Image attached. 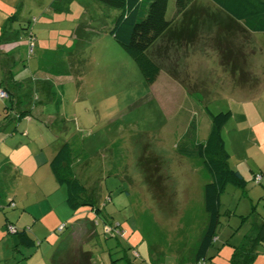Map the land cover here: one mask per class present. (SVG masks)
Wrapping results in <instances>:
<instances>
[{"label": "rangeland", "instance_id": "obj_1", "mask_svg": "<svg viewBox=\"0 0 264 264\" xmlns=\"http://www.w3.org/2000/svg\"><path fill=\"white\" fill-rule=\"evenodd\" d=\"M19 1L24 2L25 17L29 18L31 32L37 22L43 28L36 34L40 38L38 37L36 41L34 38L32 44L19 52L21 55L24 53L22 58L27 62L30 61L33 66L22 69L19 64L16 67L17 72L19 74L28 72L26 78L34 79L38 76L35 69L38 60L40 71L48 76L61 75L57 78V83L52 85L50 98L40 95L38 99V96L32 92L29 103L28 96L21 97L22 106L33 108L32 106L37 104L38 109H43L45 114L47 110L54 115L68 113V123L71 124L68 125L67 132L57 129V133L62 135V138L68 137V131L73 129L75 135L87 140V148L90 151L88 164L93 171L90 175L95 182V186L90 185L92 192L88 194L96 207L102 211L98 215L94 213L95 220L88 225L91 231L88 230L86 235L78 236L76 230L80 233L83 228L71 226L79 217L75 214L76 211L71 210L66 204L63 197L64 193L66 196L65 187L55 182L63 193L45 202L44 195L47 190L50 192L53 189L52 182L55 178L52 176V179H46L41 185L47 190L24 192L22 196L27 199L25 204H62L70 213V222L62 233L56 229L43 242L49 240L47 245H54L52 244L54 240H59L53 249L54 252L60 241L68 240L70 241L68 245L74 243V248L80 247L83 251L91 253V264H192L191 257L195 253L200 234L206 225L203 186L209 177L201 160L185 157L181 160V157L176 155V145L181 140V128L191 113L199 125L208 126L210 119L207 111L212 114L227 112L236 107L235 102L249 101L254 112V117L249 119L257 122V127L255 126L252 130L254 134H250V130L239 129L240 121H229L222 129V137L226 142L227 152L232 156L228 161L232 169L235 166L243 169L245 165L239 162L244 161L243 157H250L251 162L261 160L258 165L263 167L264 80L259 78L258 81L260 88H263L261 93L244 94L239 98L240 93H232L231 76L235 78L234 73L222 71L216 65L208 70L197 58L191 64V68L198 72L191 73L193 79H189L190 95L184 97L181 94V61L177 65L175 63H177L176 59L179 60L181 48L187 45L178 46V43L169 40L165 47L169 49L168 53L172 54V58L156 57L161 76L157 84L159 90L154 91L152 87L144 83L131 58L109 35L118 11L107 9L93 0ZM40 4L47 8L63 5L65 11L61 12L62 16L54 13L52 19L40 13L39 16L37 12ZM189 9L199 10L210 16V18L202 17L201 20L199 19L200 22H197L202 26L200 35L202 38L214 37V34H209V30H206L207 24L231 25L229 21L231 19L222 15L223 13L217 10L209 0H194ZM213 15L215 17L211 18ZM16 17L19 18V15L17 14ZM4 18L0 14V19ZM166 18L173 21L171 26L178 25L182 21L181 17L175 16V0H168ZM8 20L11 19L6 18V21ZM19 21L20 24L28 22L27 20ZM10 23L8 22V25ZM50 23H55L54 27L45 29L44 24ZM79 24L82 26L78 33L74 34ZM6 28L4 26V30ZM72 32L74 43L70 42ZM234 36V34L227 35L223 41L219 42L220 45L218 44L217 48L213 46L212 40L204 39L210 41L207 47L213 52L212 61L219 57L220 62H223L221 53L224 55V52L221 51L224 49L229 52V55L239 54L245 61L248 58L253 61L258 60L264 68V32L250 33L248 41L250 45L243 51H239L238 46L235 49L232 48L236 44ZM39 39L41 42H38ZM67 40L71 43L70 45H65ZM158 42L157 40L148 52L151 58L156 56L155 51L158 48L163 47L162 42L160 44ZM39 48L49 52H43ZM246 51L248 53L245 56ZM16 55H18L17 51ZM18 73L17 76L20 78ZM66 74L71 77V82L70 78L64 77ZM261 74L260 76L264 79V70ZM23 86L25 91L28 87L33 88V84H23ZM113 90L121 92L117 99L121 101L122 109L115 118L109 119L105 109L109 108L115 94V92L112 93ZM35 96L37 101L34 100ZM38 101H41V104H38ZM10 104L9 100H0V107L8 106L11 112ZM12 119L3 124L0 122V140L9 139L10 146L21 145L22 147V138L25 136L21 130H18L17 135L15 133L13 137L7 136L10 131L3 133L4 125L10 121L13 122L11 129L18 127L17 121ZM202 132L203 128H201V134ZM206 133L207 130L204 136ZM129 137L131 144H128ZM159 139H163V146H159ZM250 139L257 141L258 146H251ZM231 143L234 147L237 143L241 146L239 148L237 145L235 156H233ZM147 144L150 145V151L154 149L152 151L154 154L159 155L158 150H160L161 156H164L159 177L161 185L164 184L165 187L160 188L159 191L149 190L146 185L147 178H145L149 172H143L138 166L139 158L149 157ZM246 165L248 168L246 167L247 174L244 178L247 184L243 188L228 185L220 197L219 225L214 245L207 253L205 264H228L233 248L239 246L246 236H250L254 228L258 226L257 223H261L264 219V178L260 184H256L248 170L253 167L249 162H246ZM43 169L48 173L51 172L48 166ZM84 170L89 174L90 169L86 164ZM5 173L6 171L1 172L0 177L4 193L17 192L13 177H8ZM22 192L23 190L19 191L20 195ZM38 195H41L39 200L36 199ZM7 200L3 198L4 202ZM253 207L256 209L253 210ZM18 210L23 211L19 208L13 211ZM81 214L83 215H79L80 217H85L84 213ZM117 230L123 234L112 233ZM93 233L95 236L91 235ZM109 235L111 237H108ZM50 236L54 237L49 238ZM72 239L73 242H71ZM31 249L38 251L37 245ZM257 253L258 258L264 257V244L257 247ZM38 254L40 255V252Z\"/></svg>", "mask_w": 264, "mask_h": 264}, {"label": "crops", "instance_id": "obj_2", "mask_svg": "<svg viewBox=\"0 0 264 264\" xmlns=\"http://www.w3.org/2000/svg\"><path fill=\"white\" fill-rule=\"evenodd\" d=\"M23 3L24 2H20L19 0H0V14L5 17L4 19H0V88L4 89L7 92L9 97L7 100L11 102V112L9 111L8 106L3 105V108L0 107V122L3 124L7 122V120L9 121L13 118L17 121L18 127H13L11 129L10 127H12L13 122L10 121L9 123H6L4 125L5 128L3 129V133L6 134L8 131H10L7 136L13 137L15 133L17 135L18 130H21V132H23L25 136V138L21 137L23 139L22 147L21 145H17L14 147L12 145L10 146L9 139L3 138L0 140V177L1 172L6 171L5 174H7L8 177H13V181L16 185L15 189L17 191H14V193H4L0 178V264H54V260H57L61 257L65 258V252H67L69 248L74 247V243H72V245H68L70 241L62 240L60 241L57 250L53 252V249L58 244L59 240H54V242L52 243L54 245H47L49 240H46L44 242L43 240L46 239L47 236L54 232L56 229H58V232L60 231V233H62L69 226L68 223L70 222V213L62 204H25V202H27V199L22 195L24 194V192H39L41 190H47L42 187L41 183L44 182L46 179H52L53 175L51 172L48 173L43 168L45 166L49 167L50 160L53 158L61 144L64 142L71 143V141H77L76 145H74L75 155L73 158V171L80 183L86 187L85 189L87 193L91 191L89 188L90 185L95 186V182L92 181V177L90 175L93 173V171L92 167H90L88 164L90 158V151L87 148V140L80 138L77 134L75 135V131H73V129L71 131H68L69 136L64 137L65 139L62 138V135H59L57 133V129H62V131L67 132V127L69 124H71L68 123V113L65 112L54 115L53 113H51V111L47 110V114H45L43 109H38L37 104L32 106L33 108H27L22 106L21 97L28 96L29 103L32 92H34L38 96V99L40 95L44 98H50V96H52V85H54V83H57L58 77H61V75L48 76L46 73L40 71V61L38 62V60L37 66L35 68L37 70L38 76H35L34 79H28V77L26 78L28 72L22 74H19L17 72L16 67L19 64L21 65L22 69H25L28 66H33L30 61L27 62L22 58L24 53L21 55L19 54V52L27 48V46L29 45L30 34L32 33L36 41L38 37L40 38V36H36L37 31L40 32L41 28H43L39 26L37 22L31 32L29 26L30 22L28 21L29 18L25 17L26 11L24 9L25 7ZM62 11H65L63 5H61L60 7L47 8L43 7L42 4H40L38 6L37 13L39 16L40 14H42L45 17H49L50 19H52L54 17V13L61 15ZM12 14L13 16L11 17ZM17 14L19 15L20 19L16 17ZM222 15H225V13H223ZM202 17L210 18V16L200 12L199 10L187 9L183 14H181L182 21L178 25L174 24L173 26H171L169 32L158 40V44L162 42L163 47L158 48L155 51L157 52V54L154 57L152 56V59L159 64V62L156 60V57L165 59V57L167 58V56H169L172 58V54L168 53L169 49H166L165 47L170 41L178 43V46H182V44L187 45V47L181 48V54L178 55L179 60L176 59L177 63H175V65H177L180 63L179 61H181V94L184 97L190 95L189 92L191 83L189 79H193L191 77V73L196 74L198 72L191 68V64H193L197 58L200 59V64H204L208 70H210L212 66L216 65L222 71L234 73L235 78H233V75L231 76V81L233 85L232 93H240L241 95L239 98H241L244 94L249 95L253 94L254 92L255 94L256 92L261 93L263 88H260L261 85L258 83V81L259 78L261 80H264L262 76H260L262 75L261 73L263 72L264 68L261 67L260 61L255 59L253 61L250 58L246 59L245 61L244 59H242L241 56H239V54L237 56H232L229 55L228 51H224V49H220L222 50L221 52H224V55L221 53V57L224 58V61L220 62L219 57H217L216 59L213 57L214 60L212 61L211 55L213 54V52L209 50V47H207L210 41L204 40H212L213 46L217 48L219 42L223 41L227 35L234 34L236 44L232 48L235 49L238 46L239 51H243L245 50L246 46L250 45V43L248 42L250 38V33L254 32L248 31L241 23L229 20L231 22V25L228 26H219L221 24H216L212 26L207 24L205 27L206 30H209V34H214V37L211 38V36L202 38L200 36L202 33V26L197 23L200 22V18ZM212 17L215 16L213 15L211 16V18ZM6 18L11 20L6 21ZM19 20H27L28 22L20 24ZM8 22L11 23L8 25ZM54 24L55 23L44 24V26H46L44 28H52L54 27ZM4 26L7 27L5 30ZM70 39V42L74 43L73 32ZM68 41L69 40H67L65 45L71 44L68 43ZM38 42H41V39H39ZM64 46L60 47L64 48ZM152 47L150 49H152ZM39 49L43 50V52H49L46 49ZM247 50L249 51V47H247ZM16 51L18 55H16ZM248 51L245 52V56ZM218 52L220 51L218 50ZM94 54L96 55L97 53ZM47 57L49 58V56ZM227 57L229 59H227ZM99 59H101L100 56ZM17 73L19 74L20 78H18ZM160 76L161 71L156 82L152 86H150L154 89V91L159 90L157 89V84L160 81ZM64 77H68V79L70 78L71 82V77H69L68 74H66ZM23 84H33V88L28 87V90L25 91ZM114 92L115 91L113 90L112 93ZM120 93V91L115 92L111 99L109 108L105 109V114H107V117L109 119L115 118L116 115L119 114L120 110L122 109L121 101H118L117 99L118 97H120ZM37 96H35L34 98L35 101L38 100ZM38 104H41V101H38ZM234 105H236V107L230 109L231 117L229 121H240L241 124L237 122L239 126H241L239 129L243 128L242 130L245 131L250 130L249 133L253 135L254 132L252 130L255 128V126L257 127V122L250 121L249 119L254 117V112L251 108V103L249 101H238L235 102ZM249 121L250 125H248ZM193 123L196 127L195 143L203 142L209 132L210 122L208 123V126L204 124H202L201 126L195 120V116L192 113L191 116L187 118L181 128V138L185 134L188 127ZM73 125L75 126V124ZM53 128H55L56 130ZM201 128H203L202 134ZM206 130L207 133L206 136H204ZM162 141L163 139L158 140L159 146H163ZM128 144H131L130 137L128 138ZM224 144L226 148L225 141ZM249 144L253 147L255 145L258 146V142L254 139H250ZM237 145L239 146V148H241L240 144L237 143ZM237 145H235L234 147V144L231 143V147L233 149L232 152L234 153L233 156H235V154L237 153ZM26 147H28L27 150ZM147 148V154H149L151 157L150 161H152L154 169H158L159 171L164 156H161L162 153L160 150H158L159 155L154 154L152 152L154 149L150 151L149 144H147ZM81 151L85 152L88 155V158L85 161L80 159V155L82 153ZM176 155L179 156L177 153ZM228 155L229 158L232 157L230 153H228ZM182 158L183 157H181V160ZM242 159L246 162H249L251 167H253L248 169L252 174V180L255 175H260L262 179L264 178V166L259 167L258 165L261 160L251 162L250 157H243ZM244 161H239L243 163V165H245L243 166V169L239 166H235L233 170L239 172L245 180L244 177H246L247 174L246 167L248 168V166ZM85 164L90 169L89 174H87V172L84 170ZM156 175L160 176L159 172H157ZM86 176H88L89 179ZM55 182L56 181L54 179L52 182V184L54 185L53 189L50 192L48 190L46 191V194L44 195L45 202H49V200L55 198L57 194L63 193V191H61L56 186L57 183L55 184ZM245 182L247 184L246 180ZM161 187H165V185L163 184V186ZM150 189L155 190L156 188L150 187L149 190ZM21 190H23V192L20 195L19 191ZM40 197L41 195H38L36 196V199L39 200ZM63 197L65 198V193ZM3 198H5V201L7 200V198H9L7 200L8 203L4 202ZM17 202L21 204H16ZM16 208H19L23 211H13ZM255 209L256 208H254L253 210ZM81 213H84L85 217H80L79 215H83ZM75 214L78 215L79 219L75 220L74 224H71V226L73 228L81 226L83 228L82 231L79 233L76 230V233H78V236H83V234L86 235L87 231L89 230L88 225L91 223L92 220H95L94 212L91 211L89 208H81L76 211ZM261 223H257V225H260ZM8 227H13L15 231H26L27 235L33 240L34 245L32 247H25L23 245H19L15 232H9L7 229ZM257 227L258 226H256L255 228ZM89 231H91V229ZM91 235L95 236L94 233ZM51 237L54 236H50L49 238ZM108 237L111 236L109 235ZM73 241L74 240L72 239L71 242ZM36 245L38 247V251L32 250L31 248H34V246ZM38 252H40V255L38 254ZM191 260L192 264H194V255H192ZM255 260L257 261L254 264H264V257H257Z\"/></svg>", "mask_w": 264, "mask_h": 264}, {"label": "trees", "instance_id": "obj_3", "mask_svg": "<svg viewBox=\"0 0 264 264\" xmlns=\"http://www.w3.org/2000/svg\"><path fill=\"white\" fill-rule=\"evenodd\" d=\"M107 9L118 11L109 31L113 41L131 58L138 68L140 75L147 86H152L159 74L160 66L148 54L149 49L161 37L169 32L173 21L166 18L168 0H93ZM225 15L241 23L248 31L254 33L264 32V0H209ZM194 0H175V16L181 17ZM79 24L74 34L78 33ZM34 36L30 34L29 44ZM210 119V129L203 142L195 143L196 127L191 124L181 140L176 145V153L185 158H197L209 180L203 186V207L206 215V225L199 237L194 253V264H205L206 254L213 247L216 231L219 225L220 197L228 185L243 188L245 180L239 172L231 169L228 164L229 155L222 137V129L229 121L231 112L212 114L207 111ZM77 141L61 144L49 162L50 170L56 182L65 187V201L67 206L77 211L89 208L96 215L102 211L97 208L85 187L76 178L73 171L74 145ZM80 159L85 161L88 155L81 151ZM148 153V152H147ZM149 157H141L138 166L143 172H149L147 186L155 187L158 191L161 178L156 175ZM155 163V162H154ZM145 181V180H144ZM145 182V183H146ZM159 193V192H158ZM264 208V205H263ZM254 209V207H253ZM264 210V209H263ZM250 236L233 248L228 264H252L258 253L257 247L264 244V219ZM15 235L19 245L32 247L33 240L26 231H16ZM54 264H91V253L80 248L71 247L65 252V258L54 260Z\"/></svg>", "mask_w": 264, "mask_h": 264}, {"label": "built area", "instance_id": "obj_4", "mask_svg": "<svg viewBox=\"0 0 264 264\" xmlns=\"http://www.w3.org/2000/svg\"><path fill=\"white\" fill-rule=\"evenodd\" d=\"M7 98H8V95H7L6 91L4 89H0V100H6ZM261 179H262V177L260 175L254 176V181L256 183H260ZM7 229L11 233L15 232V229L13 227H8ZM107 231H109V229H107ZM112 233H117L119 235L123 234L120 230H117L115 232L112 231Z\"/></svg>", "mask_w": 264, "mask_h": 264}, {"label": "clouds", "instance_id": "obj_5", "mask_svg": "<svg viewBox=\"0 0 264 264\" xmlns=\"http://www.w3.org/2000/svg\"><path fill=\"white\" fill-rule=\"evenodd\" d=\"M0 89H2V88H0ZM6 93H7V92H6ZM7 95H8V94H7ZM8 98H9V97H8ZM8 98H7V99H8ZM7 99H6V100H7ZM61 229H62V228H61ZM15 232H16V231H15Z\"/></svg>", "mask_w": 264, "mask_h": 264}, {"label": "bare ground", "instance_id": "obj_6", "mask_svg": "<svg viewBox=\"0 0 264 264\" xmlns=\"http://www.w3.org/2000/svg\"><path fill=\"white\" fill-rule=\"evenodd\" d=\"M61 253V252H60Z\"/></svg>", "mask_w": 264, "mask_h": 264}]
</instances>
